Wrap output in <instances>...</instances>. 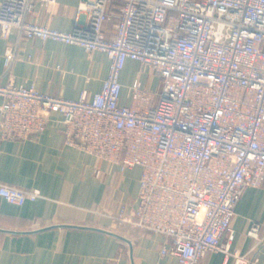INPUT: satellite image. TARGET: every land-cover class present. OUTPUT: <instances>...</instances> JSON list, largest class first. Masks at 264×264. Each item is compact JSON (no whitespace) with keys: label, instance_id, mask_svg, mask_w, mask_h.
<instances>
[{"label":"built area","instance_id":"1","mask_svg":"<svg viewBox=\"0 0 264 264\" xmlns=\"http://www.w3.org/2000/svg\"><path fill=\"white\" fill-rule=\"evenodd\" d=\"M37 3L50 9L56 0H0V139L35 136L59 113L64 144L121 171L140 167L136 205L122 204L116 222L165 236L170 247L160 254L177 264H200L211 251L223 253V264H264L254 247L221 244L244 188L264 178V0H79L86 20L68 31L31 20ZM113 5L117 21L106 38ZM31 38L105 52L100 90L69 99L16 83L13 64ZM128 59L159 84L151 90L134 78L125 104L119 77ZM39 195L0 182L10 203ZM260 227L251 221L246 234L258 239Z\"/></svg>","mask_w":264,"mask_h":264},{"label":"crops","instance_id":"2","mask_svg":"<svg viewBox=\"0 0 264 264\" xmlns=\"http://www.w3.org/2000/svg\"><path fill=\"white\" fill-rule=\"evenodd\" d=\"M78 2L56 0L50 9L37 3L29 18L68 31L76 21L86 20L77 12ZM110 10L113 14L103 25L106 38L113 37L118 15L117 6ZM15 36L13 29L8 40ZM5 42L0 38V72ZM108 65L103 51L31 38L21 41L12 71L16 83H33L42 93L77 99L82 91L90 95L100 90ZM140 74L139 63L126 60L119 77L121 103H130L134 78L149 88ZM139 174V166L121 171L64 144L59 113H51L35 136L0 139V182L40 193L21 205L0 197V264H177L173 256L160 254L163 245L170 247L165 236L112 217L122 204L136 205ZM251 221L261 224L258 239L246 234ZM221 244L241 253L254 247V253L264 256V178L259 186L244 188ZM232 263L229 258L226 264ZM200 264H223V253L206 252Z\"/></svg>","mask_w":264,"mask_h":264},{"label":"rangeland","instance_id":"3","mask_svg":"<svg viewBox=\"0 0 264 264\" xmlns=\"http://www.w3.org/2000/svg\"><path fill=\"white\" fill-rule=\"evenodd\" d=\"M141 79L144 80V83L153 90L158 89V81L153 72L149 69H143V71H140Z\"/></svg>","mask_w":264,"mask_h":264}]
</instances>
